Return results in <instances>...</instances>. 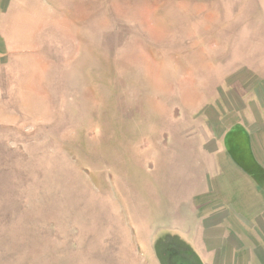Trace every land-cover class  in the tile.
Here are the masks:
<instances>
[{
    "label": "rangeland",
    "instance_id": "obj_1",
    "mask_svg": "<svg viewBox=\"0 0 264 264\" xmlns=\"http://www.w3.org/2000/svg\"><path fill=\"white\" fill-rule=\"evenodd\" d=\"M256 159L264 0H0V264H264Z\"/></svg>",
    "mask_w": 264,
    "mask_h": 264
},
{
    "label": "trees",
    "instance_id": "obj_2",
    "mask_svg": "<svg viewBox=\"0 0 264 264\" xmlns=\"http://www.w3.org/2000/svg\"><path fill=\"white\" fill-rule=\"evenodd\" d=\"M250 151L256 157V152H255V147H254V143H253V140H252V136L250 138ZM256 160L259 162V164H261L264 167L263 163H261L258 159H256ZM237 219H240V218L237 217ZM261 232H262V230L259 229V233H261Z\"/></svg>",
    "mask_w": 264,
    "mask_h": 264
}]
</instances>
